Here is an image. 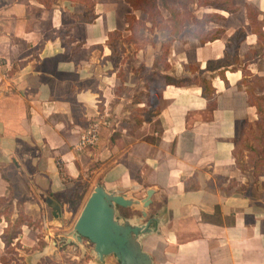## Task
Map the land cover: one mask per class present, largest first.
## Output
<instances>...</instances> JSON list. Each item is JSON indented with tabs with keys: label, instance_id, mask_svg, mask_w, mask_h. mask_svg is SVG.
Returning <instances> with one entry per match:
<instances>
[{
	"label": "crops",
	"instance_id": "crops-1",
	"mask_svg": "<svg viewBox=\"0 0 264 264\" xmlns=\"http://www.w3.org/2000/svg\"><path fill=\"white\" fill-rule=\"evenodd\" d=\"M45 1L0 0V199L10 203L12 223L22 210L39 225H21L14 241L19 262L59 253L70 229L68 193L87 175L125 198L154 191L147 210L153 222L140 237L152 264H264V168L255 178L232 157L243 121L257 119L240 82L264 83V45L246 15L250 6L262 21L264 0H230L235 13L206 4L214 0H158L165 19L163 4L180 13L188 4L199 21L221 17L202 32L224 31L206 44L174 41L164 60V33L144 32L151 40L145 44L132 38L125 17L145 22L146 15L123 0H92L91 23L74 17L86 11L82 0H47L49 8ZM240 29L244 39L234 55L232 37ZM113 32L122 38L115 54L106 43ZM198 78L210 81V98L191 82ZM180 81L185 85H174ZM103 115L108 127L97 144L78 148L82 130ZM216 207L222 225L202 220ZM7 224L1 216L0 237ZM3 249L0 239V257Z\"/></svg>",
	"mask_w": 264,
	"mask_h": 264
},
{
	"label": "trees",
	"instance_id": "trees-1",
	"mask_svg": "<svg viewBox=\"0 0 264 264\" xmlns=\"http://www.w3.org/2000/svg\"><path fill=\"white\" fill-rule=\"evenodd\" d=\"M132 11H141L146 15V21L137 20L133 14L127 15L125 17L126 23L128 25L127 30L131 32V37L141 41L143 44L150 42L151 40L145 36L143 33H154L161 32L164 33L165 40L161 45V56L160 59L164 60L168 53V49L172 42L180 41L182 44L187 43L189 38L197 39L201 44H206L208 42H213L218 40L223 35L224 31L222 30H211L208 32L203 31V25L209 22L217 23L221 20V17L215 16L211 17H203L201 21H199L193 13L189 12L187 9V5L182 6V13L179 12L177 8H167L165 4L163 7L169 11V17L165 19L161 14V11L158 7V0H123ZM85 5V13L82 16L74 17L79 21L91 23L96 19L94 14V2L92 0H82ZM208 6H212L214 8L225 10L228 13H235L237 8L232 7L229 0H214L212 2H207ZM43 5L46 8H49L51 4L47 2H43ZM246 15L248 22L251 27V31L255 34L260 42L264 45V35L262 33V26L264 24V19L259 21L257 19V14L253 8L250 6H246ZM146 24H149L147 26ZM121 38V35L117 32L109 33L108 39L106 41L107 45L110 47L112 54L117 53V42ZM244 39L243 30H237L233 37V54L235 55L237 47ZM113 44L115 46H113ZM116 48V49H115ZM164 69H168V66L162 61L161 62ZM215 66L223 67L225 66L222 62H217ZM217 67V68H218ZM220 78L225 81L224 74L220 73ZM250 76V74L244 71V77ZM192 83H198L200 87L203 89V95L208 99L210 98L214 90L210 86V81L204 78H198L191 80ZM173 83V82H172ZM185 81H180L174 83L176 86L185 85ZM240 86L244 87V93L246 95V103L250 107L255 108V113L257 119L253 122H249L247 120L242 123L241 135L238 140L234 142V146L232 149V157L234 159V163L236 168L245 172L249 169L253 170V175L255 178L260 176L263 173L264 168V97L260 94H256V92H264V83L263 80L251 77L250 79L243 78L240 82ZM72 192V190H71ZM82 199V195L77 198V202H70V206L72 210H76L79 202ZM6 203V199H0V219L1 216H4L6 221L8 222L7 228L3 231L0 239L4 246V255L0 257V264H11V259L6 258V254L9 253L10 249L15 251V249H20L21 245L18 241L14 242L21 233V225H26L28 227H33L36 229L39 227L38 222H33L30 217L24 214L22 210H18L17 218L12 223L9 219L11 214L8 213L7 208L1 209L2 205ZM202 220L205 222L222 225L223 220L220 215L219 208L216 207L215 211L212 215L201 214ZM234 224V214H231L226 219V225L232 226ZM45 246L40 235H38V247L41 249ZM27 251V250H25ZM16 253V252H14ZM15 255V254H14ZM84 262H88L90 260L89 257H84ZM37 264H55L51 260L45 261V259H40Z\"/></svg>",
	"mask_w": 264,
	"mask_h": 264
},
{
	"label": "water",
	"instance_id": "water-1",
	"mask_svg": "<svg viewBox=\"0 0 264 264\" xmlns=\"http://www.w3.org/2000/svg\"><path fill=\"white\" fill-rule=\"evenodd\" d=\"M153 193L149 189L146 197L138 200L108 192L101 185L95 186L83 204L70 237L78 244L84 239L91 243L93 254L100 263L113 256L118 264H152L142 249L140 237L150 231L153 222L147 219ZM117 207L140 209L141 218L120 221L116 217Z\"/></svg>",
	"mask_w": 264,
	"mask_h": 264
},
{
	"label": "rangeland",
	"instance_id": "rangeland-1",
	"mask_svg": "<svg viewBox=\"0 0 264 264\" xmlns=\"http://www.w3.org/2000/svg\"><path fill=\"white\" fill-rule=\"evenodd\" d=\"M230 2V0H229ZM231 4V2H230ZM182 5V4H181ZM232 5V4H231ZM162 12L165 14V11L163 8H161ZM156 84L161 87L162 84L164 83V80L161 77H157V79H155ZM108 127V125L106 126ZM102 130V128H101ZM94 147V146H93ZM89 148V147H87ZM92 148V147H90ZM86 149V148H84ZM87 174V173H86ZM86 178H79L77 180H74L72 182V187L70 189V192L68 193V198H69V203L73 202L76 203L77 202V198L80 197V195H82V199L79 202V205L77 207L76 210H72L70 204H69V212L71 214L70 218L68 219L69 222V230L67 232H65V234L63 235L64 238L58 243V254H54V256L50 257H46L43 258L45 259V261L47 262V260H51L52 262H54L55 264H118V262L115 260V258L112 256H108L106 258H104L103 263H99L95 260V255L93 254V245L91 243H89L87 240H83L80 244H78L76 242V240L72 239L70 237V234L72 233L73 230V226L80 214V211L83 207L84 202L86 201L87 197L92 193L93 189L95 188L96 182L93 178L89 177L87 175H85ZM72 190V192H71ZM9 202L6 201V203H4L1 207V209H5L7 208L8 213L9 214H13V210L10 211L11 209V205ZM116 217L118 220L120 221H125L127 219L129 220H134V219H139L141 218V211L140 209H136V208H126V209H122L117 207L116 209ZM9 219L11 220V216H9ZM15 220V219H14ZM142 223H144V221H141ZM67 239L71 240L70 242L67 241ZM4 250V249H3ZM17 249H15V251H13L10 249L9 253H7L5 256L6 258L9 260L11 259L12 261L10 262L11 264H21L20 258L18 257V252L16 251ZM63 251V252H61ZM16 252V253H14ZM15 254V255H14ZM88 254L90 255V257L88 256ZM4 255V254H3ZM72 257H76L78 259H72ZM84 257H89L90 261L89 262H84Z\"/></svg>",
	"mask_w": 264,
	"mask_h": 264
},
{
	"label": "built area",
	"instance_id": "built-area-1",
	"mask_svg": "<svg viewBox=\"0 0 264 264\" xmlns=\"http://www.w3.org/2000/svg\"><path fill=\"white\" fill-rule=\"evenodd\" d=\"M108 125L106 116H98L91 120L82 130L78 142V148L93 147L97 144L101 128Z\"/></svg>",
	"mask_w": 264,
	"mask_h": 264
}]
</instances>
